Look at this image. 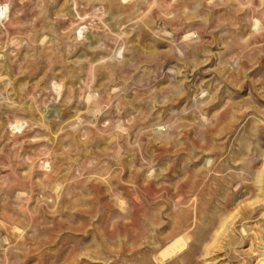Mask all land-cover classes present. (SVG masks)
I'll list each match as a JSON object with an SVG mask.
<instances>
[{
	"label": "rangeland",
	"instance_id": "1",
	"mask_svg": "<svg viewBox=\"0 0 264 264\" xmlns=\"http://www.w3.org/2000/svg\"><path fill=\"white\" fill-rule=\"evenodd\" d=\"M0 264H264V0H0Z\"/></svg>",
	"mask_w": 264,
	"mask_h": 264
}]
</instances>
